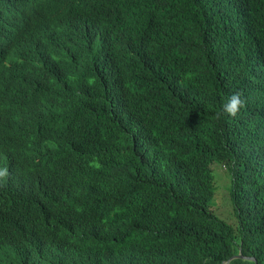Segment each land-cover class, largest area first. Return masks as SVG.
Returning <instances> with one entry per match:
<instances>
[{
	"label": "trees",
	"instance_id": "obj_1",
	"mask_svg": "<svg viewBox=\"0 0 264 264\" xmlns=\"http://www.w3.org/2000/svg\"><path fill=\"white\" fill-rule=\"evenodd\" d=\"M5 168L0 264H264V0H0Z\"/></svg>",
	"mask_w": 264,
	"mask_h": 264
},
{
	"label": "rangeland",
	"instance_id": "obj_2",
	"mask_svg": "<svg viewBox=\"0 0 264 264\" xmlns=\"http://www.w3.org/2000/svg\"><path fill=\"white\" fill-rule=\"evenodd\" d=\"M213 172L216 178L217 191L213 199L216 213L221 218L235 223V215L230 196L231 175L228 169L218 161L213 162Z\"/></svg>",
	"mask_w": 264,
	"mask_h": 264
},
{
	"label": "clouds",
	"instance_id": "obj_3",
	"mask_svg": "<svg viewBox=\"0 0 264 264\" xmlns=\"http://www.w3.org/2000/svg\"><path fill=\"white\" fill-rule=\"evenodd\" d=\"M247 105V98L243 96L242 92H234L227 98V102L223 105V112L232 118H236L241 109ZM8 174L7 169L0 170V177Z\"/></svg>",
	"mask_w": 264,
	"mask_h": 264
},
{
	"label": "water",
	"instance_id": "obj_4",
	"mask_svg": "<svg viewBox=\"0 0 264 264\" xmlns=\"http://www.w3.org/2000/svg\"><path fill=\"white\" fill-rule=\"evenodd\" d=\"M237 257H243L242 255H236V256H234L232 259H235V258H237ZM231 259V260H232ZM230 261H228L226 264H228Z\"/></svg>",
	"mask_w": 264,
	"mask_h": 264
}]
</instances>
